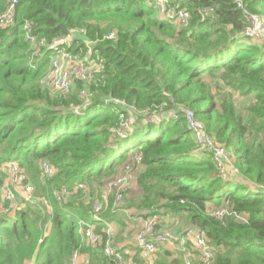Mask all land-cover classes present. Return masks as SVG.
Returning <instances> with one entry per match:
<instances>
[{"label":"trees","instance_id":"trees-1","mask_svg":"<svg viewBox=\"0 0 264 264\" xmlns=\"http://www.w3.org/2000/svg\"><path fill=\"white\" fill-rule=\"evenodd\" d=\"M7 1L0 0V13ZM155 1L19 0L13 25L0 28V168L17 164L24 184L36 190L31 202L9 209L12 215L2 213L9 202L1 199L0 170V264H71L75 251L88 264H110L100 248L81 240L79 222H95L101 233L121 221L122 212L111 204L94 221L92 206L129 153L141 158L140 196L129 201L136 211L163 209L196 224L216 249L212 264H264V44L242 35L248 15L264 23V0H241L242 8L235 0H166L169 8L190 14L183 29L160 17ZM26 21L37 39L83 30L95 42L103 71L86 85L91 101L77 114L84 83L77 81L66 95L42 87L48 57L31 58ZM111 32L116 38L106 39ZM213 88L224 92L216 96ZM232 93L252 99L245 114ZM109 99L139 112L120 135L113 131L123 122L118 112H126ZM163 104L175 111V120L145 121V109ZM182 108L225 148L238 180H225L210 153L196 152ZM41 161L54 170L46 181L39 179ZM80 184L89 188L87 198L74 190ZM63 187L71 193L57 200ZM224 202L246 222L207 214L209 204ZM153 264H185L184 255L160 249Z\"/></svg>","mask_w":264,"mask_h":264},{"label":"built area","instance_id":"built-area-1","mask_svg":"<svg viewBox=\"0 0 264 264\" xmlns=\"http://www.w3.org/2000/svg\"><path fill=\"white\" fill-rule=\"evenodd\" d=\"M19 0H8L4 10L0 13V28H9L14 23L15 6ZM237 6L242 8L241 0H235ZM155 7L160 17L170 19L178 28H187L190 23V14L184 8L174 9L168 7L166 0H156ZM32 23L26 21L23 26L26 39L29 41V53L31 58L37 59L48 57V65L44 76L40 83L44 89L54 94L66 95L71 92L77 81L84 83V89L80 91L82 104L76 107L73 112L78 113L79 109L87 106L91 101L92 93L89 92L86 85L89 86L103 71V58L94 49L95 42L85 38L83 30L73 31L65 36L45 40L37 39L31 34ZM242 35L251 41H264V23L262 19L255 15H248L247 26L243 30ZM116 33L111 32L105 38L112 40L116 38ZM111 102L119 105L123 110L129 112V116L133 119L139 114L134 106L128 105L117 99H109ZM173 101L171 100V103ZM165 104L153 108H147L144 111L146 121L160 123L166 120H175L177 115L172 109L165 110ZM185 125L189 130L195 145L197 153H210L216 164L219 174L225 180H233L239 177L238 171L232 167L231 160L225 148L216 144L213 137L209 136L203 124L197 120L190 109H180ZM123 120L120 129L113 131L120 135L122 130L128 129V118H125L121 112H118ZM127 114V113H126ZM123 116V117H122ZM148 116L150 119H148ZM152 116V117H151ZM132 155V154H129ZM140 155H132L131 167L124 166L109 180H107L98 191H100L99 199L93 203L92 216L94 221H100L99 215L106 212L111 204L113 212L125 213L121 208L125 195L129 192L133 185H136L137 175L141 170ZM41 175L43 177H52L54 170L47 161L39 163ZM9 174L12 176L11 183L22 187V196L24 201H32V187L25 185V175L21 168L15 163L7 164ZM230 169V170H229ZM264 190V187H260ZM75 191L79 190L85 198L89 195V188L83 184L78 185ZM70 193L66 189L55 194V198L65 199ZM1 196L3 200L8 201L10 205L15 206L13 193L9 187L2 189ZM47 205L46 201H43ZM207 214L218 221H223L228 216H234L239 223H245L247 217L245 214H235L227 202L222 203L219 207L208 210ZM129 218H133L136 224L135 231L132 235L131 247L123 248L116 244L117 232L111 225L107 224L101 230L96 232L95 222H79V234L81 240L92 248H100L102 254L109 260L110 264H153L156 253L165 246L173 245L174 251L181 246V250L188 247L195 255V259L200 264H212L216 249L210 244L205 232L196 224L186 226L178 224L179 228H175L177 216L165 213L160 209L156 214L148 212H139L133 215L129 214ZM191 257L185 256V264L191 263ZM71 264H88L87 256L81 255L79 251L73 252L71 256Z\"/></svg>","mask_w":264,"mask_h":264},{"label":"rangeland","instance_id":"rangeland-1","mask_svg":"<svg viewBox=\"0 0 264 264\" xmlns=\"http://www.w3.org/2000/svg\"><path fill=\"white\" fill-rule=\"evenodd\" d=\"M5 8V7H4ZM4 8H3V10H4ZM255 43H257V44H264V41H255ZM212 92H213V94H216L217 93V95L216 96H218L219 95V93L221 94V93H223L224 92V90H222V91H217V89H215V88H213L212 89ZM232 95H233V101H234V103H235V106H236V108H237V110L238 111H243V113L245 114V111H244V109H245V107L249 104V103H251V101H252V99L251 98H246V97H244V96H242V95H240L239 93H232ZM126 113L127 114H125V117L126 118H128V129H130V125L131 124H133L134 123V118L132 119L128 114H129V112L128 111H126ZM123 117V116H122ZM152 117V116H151ZM119 118H120V116H119ZM121 119V118H120ZM148 119H150V117L148 116ZM146 121V120H145ZM130 159L132 160V155H129L128 157H127V160L125 161V163H124V165L122 166V167H124V166H129V167H131V164H132V162H130ZM7 164H9V163H7ZM7 164H4V166H2L1 168H0V170L4 173V175H5V177H4V183H3V186H2V189H5V187L7 188V187H9V189L12 191V193H13V198H14V200H15V203H16V205L15 206H12V205H8V207H6V208H4L1 212L2 213H10L9 211L10 210H15V209H17L18 208V206L22 203V202H26V201H24V197L22 196V192H21V190H22V187L21 186H18V185H15V183H11V181H12V176L9 174V172H8V168H6V166H7ZM121 167V168H122ZM120 168V169H121ZM22 170V172H23V175H25V172L23 171V169H21ZM230 170V169H229ZM53 176V175H52ZM39 179L41 180V181H46L47 180V177H43L42 175H41V173L39 174ZM239 178L237 177V179L236 178H233V180L234 181H236V180H238ZM30 184H32V183H30ZM32 187V189H33V191H32V196H34L35 195V192H36V190H35V187L34 186H31ZM62 189H66L67 191H68V189L67 188H65V187H63ZM61 189V190H62ZM58 191H56V193H57ZM99 192V191H98ZM69 193H71V192H69ZM97 194V193H96ZM139 196H140V191H139V189H138V187H137V185H133V188L129 191V192H127V194L125 195V200L123 201V204L121 205V206H123L125 209L126 208H128L131 204H130V202L129 201H131V200H134V201H137L138 200V198H139ZM1 199H3L2 198V196H1ZM96 199H98V198H96ZM96 200L94 199V202H95ZM8 202V201H7ZM132 206V205H131ZM130 206V207H131ZM212 208H214V206H212V205H208V210H211ZM10 209V210H9ZM124 214V213H123ZM135 214H138L137 212H135ZM10 215H12V212L10 213ZM122 217V216H121ZM122 218H125V217H122ZM125 220V219H124ZM126 220H128V216H126ZM178 224H180V225H183V226H186V225H189V223H187V221L186 220H184L183 218H181V217H178L177 216V220L175 221V228L177 227V228H179V226H178ZM178 253H182L183 255H184V258H185V256L187 255H189V257H191L190 259H191V263L190 264H196V259H195V255L193 254V252H192V250L190 249V248H188V247H185V249L184 250H181V246H179L178 247V249L177 250H175V251H173L172 252V256L173 257H176L177 255H178ZM34 264V263H33Z\"/></svg>","mask_w":264,"mask_h":264},{"label":"crops","instance_id":"crops-1","mask_svg":"<svg viewBox=\"0 0 264 264\" xmlns=\"http://www.w3.org/2000/svg\"><path fill=\"white\" fill-rule=\"evenodd\" d=\"M130 154V153H129ZM125 213L121 214L119 216L121 218V221H115L114 223H110L117 232V238H116V244L119 247H123V248H130L131 246V242H132V235L135 231L136 228V224L134 222L133 218H129V214H132L133 217L135 214V212L139 213V211H136L134 206L128 207V208H124ZM126 216H128V220H126ZM125 219V220H124ZM174 246L173 245H169V246H165L163 247L164 250L173 252L174 251ZM27 264H33V261L27 263Z\"/></svg>","mask_w":264,"mask_h":264}]
</instances>
